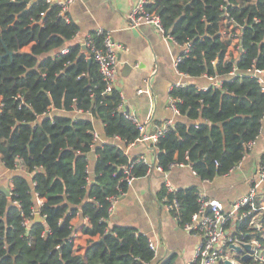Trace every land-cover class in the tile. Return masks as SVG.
<instances>
[{
	"label": "trees",
	"instance_id": "16d2710c",
	"mask_svg": "<svg viewBox=\"0 0 264 264\" xmlns=\"http://www.w3.org/2000/svg\"><path fill=\"white\" fill-rule=\"evenodd\" d=\"M223 6L242 26L243 51L234 64L219 37ZM146 9L179 46L188 44L177 68L191 79L169 93L179 114L154 145V166L166 173L183 164L210 182L239 165L261 130L264 94L245 73L264 69V0H152ZM66 16L68 21L46 0H0V162L12 172L10 195L0 192V264H153L145 234L107 225L109 198L128 189L121 167L130 166L124 152L139 131L118 109L119 91L105 92L96 63L74 40L78 28ZM89 35L102 46L101 36ZM233 66L237 75L229 80ZM204 75L221 78V87L197 90ZM137 156L130 157L134 180L151 169ZM20 165L25 173L16 171ZM36 198L42 222L34 221ZM158 201H176L169 214L182 228L199 208L196 186L169 193L163 185ZM77 214L98 235L83 255L69 241ZM174 260L169 256L161 264Z\"/></svg>",
	"mask_w": 264,
	"mask_h": 264
},
{
	"label": "crops",
	"instance_id": "0c3cea01",
	"mask_svg": "<svg viewBox=\"0 0 264 264\" xmlns=\"http://www.w3.org/2000/svg\"><path fill=\"white\" fill-rule=\"evenodd\" d=\"M136 0H75L68 8L69 19L77 26L75 41H81L85 34L102 29L111 34L113 40L124 46L125 51L117 53L118 68L115 88L122 93V107L146 121L147 131L167 119H176L167 108L169 93L179 77L173 71V59L179 48L165 39L157 30L147 24L138 28L128 26L126 15ZM197 85H205L204 79H197ZM151 87V96L136 95L135 90ZM259 137L245 154L239 165L230 173L216 177L210 182H201L190 167H173L167 173L153 169L144 177L136 178L126 192L118 198L109 214L107 225L134 228L145 234L155 246L153 264H161L162 259L174 256V264H188L193 260L198 236L180 227L177 221L158 201V194L164 185L166 175L177 188L196 186L205 197L217 199L228 209L230 205L247 191L248 180L254 175L259 161L264 156V119ZM102 125L95 123V131L100 133ZM127 156L143 155L153 161L154 149L141 143L127 148ZM93 165L94 156L89 157ZM17 172L25 173L20 165ZM12 172L4 170L0 162V187L9 189ZM7 179V181H6ZM73 240L72 251L83 255L90 240H98V235L90 231L91 225L77 214L70 222ZM88 227V232H83Z\"/></svg>",
	"mask_w": 264,
	"mask_h": 264
},
{
	"label": "built area",
	"instance_id": "2783aa9c",
	"mask_svg": "<svg viewBox=\"0 0 264 264\" xmlns=\"http://www.w3.org/2000/svg\"><path fill=\"white\" fill-rule=\"evenodd\" d=\"M74 1L75 0H46L48 4H55L60 8V15L65 19V21H68L66 14L68 13L70 4ZM151 1L152 0H136L129 13L126 15L128 26L135 29L142 24L150 25L165 39H168L179 48V53L172 62L173 71L179 77V80L173 85L172 89L175 87H184L191 82V79L187 75L181 73L177 66L183 57L188 53L189 46L188 44L179 46L168 34L164 32L159 17L155 13H151L146 9L147 5ZM220 10L223 14L224 20L223 26H221L219 30V37L222 41L228 44V58L230 59V62L234 64V62L238 60L239 53L243 51L239 36L242 26H237L235 24L233 18L229 16L224 6L221 7ZM253 20L254 22H257V19ZM94 33L97 36L102 37L101 47L96 46L89 34L82 36L80 42L86 51V57H91L96 63L98 72L105 83V92H110L112 89H115V83L117 80V53L119 51H125V48L124 46L116 43L111 37V34L107 31L97 29ZM63 52H66V49H64ZM245 74L255 79L260 92L264 94V69L260 70L251 67ZM236 75V67L233 66L227 79L231 80L235 78ZM199 79H204L206 83L205 85L195 84V88L197 90H206L208 87L220 88L223 83L221 78L215 76L208 77L204 75ZM143 93L149 97L151 96V87L147 81H145L144 87L137 88L135 90L136 95H141ZM119 94L122 98L121 91H119ZM175 102L176 100L169 96L167 108L173 115L177 116L179 112ZM118 109L121 110L127 120L131 121L137 127L139 137L136 139L135 143H141L153 149H155L154 145L159 141V139L162 138L168 129L174 124L173 118L167 119L164 122L155 125L151 131H147L146 121L139 120L133 114H125L122 103ZM263 119L264 113L262 116V120ZM93 137L94 141L98 143L100 139L97 132L93 134ZM258 137L254 141H250L247 144L248 151L255 144ZM114 141H118V138L115 137ZM135 143L130 144L129 147ZM126 151L124 154L127 156ZM136 158V162L144 163L151 168L147 174H149L153 169L163 173L160 167L154 166V157L153 161L148 160L143 155H138ZM128 161L130 166H123L121 169L124 173V179L128 187H130L134 178L130 171V157L128 158ZM182 166L184 165L178 164L173 167ZM164 186L169 193H173L176 190L166 175L164 176ZM7 191L8 195H10V188L7 189ZM198 194V211L191 217V222L183 227L185 230L195 233L199 238V241L195 245L193 260L188 264H224L226 260L232 264L244 263L240 261V257L246 252L238 255L231 248V246L239 247L243 244L250 246L247 253L250 254L251 258L249 262L245 264H264V156L259 161L254 175H252L248 180L246 193L235 200L228 209H226L217 199L207 198L200 191H198ZM117 200L118 197L109 198V214L113 211ZM35 202L36 209L34 212L35 215H38V209H40L42 201L36 198ZM177 206L176 201H173L172 204L164 207L168 212H170L171 209H175ZM173 219L176 221L175 217H173ZM30 224V220L28 219L23 221V226L27 229ZM242 227L244 230L241 229ZM72 240L73 235L69 238L70 242ZM149 247L155 252V246L150 240Z\"/></svg>",
	"mask_w": 264,
	"mask_h": 264
},
{
	"label": "water",
	"instance_id": "95a60500",
	"mask_svg": "<svg viewBox=\"0 0 264 264\" xmlns=\"http://www.w3.org/2000/svg\"><path fill=\"white\" fill-rule=\"evenodd\" d=\"M84 49V47H82ZM8 55H11L10 52H7ZM90 62V60L88 61ZM128 112L125 111V114H127ZM0 192L4 193L5 195H8V191L7 189H5L4 187H0ZM34 221L35 222H42L41 218L39 217V215H35V218H34ZM231 248L234 250L235 253H237L238 255H241L243 252H246L245 254H243L241 257H240V261L244 262V263H247L249 262L250 260V254L247 253L249 251V248L250 246L249 245H242V246H239V247H235V246H231ZM224 264H232L231 262L229 261H225Z\"/></svg>",
	"mask_w": 264,
	"mask_h": 264
},
{
	"label": "rangeland",
	"instance_id": "374dc122",
	"mask_svg": "<svg viewBox=\"0 0 264 264\" xmlns=\"http://www.w3.org/2000/svg\"><path fill=\"white\" fill-rule=\"evenodd\" d=\"M6 181H7V179H6Z\"/></svg>",
	"mask_w": 264,
	"mask_h": 264
}]
</instances>
